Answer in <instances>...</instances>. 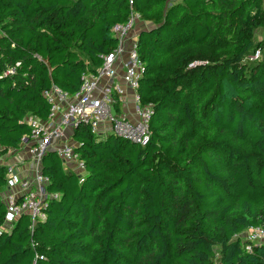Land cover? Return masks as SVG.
Wrapping results in <instances>:
<instances>
[{"label":"trees","instance_id":"16d2710c","mask_svg":"<svg viewBox=\"0 0 264 264\" xmlns=\"http://www.w3.org/2000/svg\"><path fill=\"white\" fill-rule=\"evenodd\" d=\"M263 3L134 0L150 23L136 32L149 141L78 124L85 174L43 156L46 191L58 196L33 227L24 214L5 229L0 163V264H264V243L247 251L239 237L264 227V51L249 59L264 47L253 38ZM130 11L128 0H0L2 152L29 137L30 116L47 118L45 91L73 93L101 65Z\"/></svg>","mask_w":264,"mask_h":264},{"label":"built area","instance_id":"2783aa9c","mask_svg":"<svg viewBox=\"0 0 264 264\" xmlns=\"http://www.w3.org/2000/svg\"><path fill=\"white\" fill-rule=\"evenodd\" d=\"M133 1L128 0L131 8L128 19L113 26L112 31L117 45L110 52L101 55V65L93 72L82 73L81 84L73 93L52 85L50 90L44 92L51 103L47 118L39 119L31 116L27 121L30 127V140L33 142L29 154L36 163L33 176L24 177L14 173L18 163H22L23 160L17 149L1 152L0 148V163L4 161V156L16 154V162H5L7 184L11 187L10 192L2 197L6 204L5 223L10 224L9 226L5 224L6 230H9L12 222L14 223L24 212L29 215L32 225L46 218V187L49 178L42 173L41 163L48 151L53 150L62 159L65 168H69L70 165V169L74 170L82 180L81 176L85 174L84 163L76 151L75 142L70 141L78 124H87L91 132L98 135L101 133L102 124L108 122L110 134L140 145L148 142L149 121L153 109L151 103L142 101L139 93L140 79L145 67L138 53L136 42L138 28L135 27V22L139 14L132 9ZM260 54L261 50L257 49L249 59L256 60ZM6 73H14V70L8 69ZM119 76L132 90L135 121L121 115L116 109L114 115L111 112V108H115V103L117 105L122 102L124 89L117 80ZM53 196L57 197L56 194ZM1 230L3 229L0 228V234ZM239 237L245 243V250L251 251L253 245L264 243V227H250Z\"/></svg>","mask_w":264,"mask_h":264},{"label":"crops","instance_id":"0c3cea01","mask_svg":"<svg viewBox=\"0 0 264 264\" xmlns=\"http://www.w3.org/2000/svg\"><path fill=\"white\" fill-rule=\"evenodd\" d=\"M143 26H146V24H143ZM117 80L122 85V87L124 89L123 96H122V102L120 103L121 114L125 115L127 118L134 119V117H135L134 112H133L134 102H133V99L131 96L132 90L127 86V84L122 80V78L120 76L117 78ZM108 128H109L108 122L102 124V126L100 128L101 133L99 134V136L105 137L109 133ZM70 141H74L73 138H71ZM29 145L30 144L27 141H23L22 144L17 148V151L20 154V156H23L22 163H18L17 173L20 176H24V177H32L34 174V168L36 165L35 161L30 157V154L28 152ZM7 151H5V152H7ZM15 157H16V154H10V155L8 154V155L4 156V158L6 159V162H9V161L16 162ZM10 189H11V187H9V185H7V187L3 190V193L4 192H6V193L10 192Z\"/></svg>","mask_w":264,"mask_h":264},{"label":"rangeland","instance_id":"374dc122","mask_svg":"<svg viewBox=\"0 0 264 264\" xmlns=\"http://www.w3.org/2000/svg\"><path fill=\"white\" fill-rule=\"evenodd\" d=\"M135 24H136L135 27L139 28V26H141L143 24H146V25L148 24L149 25L150 23H148V22L144 23V20L142 19V17L139 16V18H138V20L136 21ZM253 38H254L255 41L263 39L264 38V27L263 28H257L254 31ZM261 51H264V47L262 48ZM244 61H246V60H244ZM192 63H193V66H196V65H200V64H205L206 61L194 60ZM189 67H191V66H189ZM118 111H119V113H121V107L118 108ZM5 194H6V192L3 193V191H2L1 195L3 196ZM213 264H220L217 257L214 259Z\"/></svg>","mask_w":264,"mask_h":264},{"label":"bare ground","instance_id":"6f19581e","mask_svg":"<svg viewBox=\"0 0 264 264\" xmlns=\"http://www.w3.org/2000/svg\"><path fill=\"white\" fill-rule=\"evenodd\" d=\"M133 3H134V1H133ZM132 9H133V8H132ZM133 10H134V9H133ZM134 11H135V10H134ZM129 14H130V13H129ZM138 14H139V13H138ZM128 16H129V15H128ZM139 16H140V14H139ZM140 17H141V16H140ZM127 19H128V18H127ZM127 19H126V20H127ZM126 20H125V21H126ZM137 20H138V19H137ZM137 20H136V21H137ZM123 23H124V22H123ZM135 23H136V22H135ZM135 25H136V24H135ZM112 32H113V31H112ZM113 35H114V34H113ZM114 36H115V35H114ZM115 38H116V37H115ZM192 65H193V64H192ZM141 78H142V77H141ZM140 81H141V79H140ZM47 101H48V100H47ZM48 102H49V101H48ZM133 102H134V101H133ZM147 103H151V102H147ZM115 105H116V103H115ZM151 105H152V109H153V113H154V105H153L152 103H151ZM134 107H135V104L133 105V112H134V115H135ZM111 112H112V111H111ZM153 113H152V115H153ZM112 114H113V113H112ZM114 114H115V113H114ZM114 114H113V115H114ZM121 115H122V114H121ZM152 115H151V117H152ZM124 116H125V115H124ZM151 117H150V119H151ZM129 119H130V118H129ZM135 119H136V116L134 117V119H130V120H131V121H133V120L135 121ZM28 120H29V118L27 119V121H28ZM149 123H150V121H149ZM149 128H150V127H149ZM116 136H117V135H116ZM119 137H121V136H119ZM121 138H123V137H121ZM124 139H126V138H124ZM149 139H150V138H149ZM126 140H128V139H126ZM24 141H27V142L30 144V145H29V149H30V147L32 146V143H33V142H31V140H30V134H29V137H28L27 139H25ZM128 141H130V142H132V143H136V142H133V141H131V140H128ZM148 141H149V140H148ZM136 144H139V143H136ZM146 144H147V143H146ZM146 144H145V145H146ZM139 145H140V144H139ZM140 146H144V145H140ZM1 152H2V151H1ZM28 152H29V150H28ZM5 162H6V159H4V161L1 162V163H2L3 165H5V167H6V169H7V166H6V163H5ZM7 163H8V162H7ZM83 163H84V162H83ZM17 167H18V166H17ZM6 171H7V170H6ZM14 173L18 174V173H17V168H16V170H15ZM6 176H7V175H6ZM7 179H8V178H7ZM49 182H50V180H49ZM46 192H47V191H46ZM8 193H9V192H8ZM6 194H7V193H6ZM6 194H5V195H6ZM54 194H55V193H50V194L47 193V194H46V195H47V196H46V200H47L48 198H56V197L53 196ZM51 195H52V196H51ZM56 195H57V194H56ZM3 196H4V195H3ZM3 196H2V197H3ZM57 196H58V195H57ZM24 214H27V213H25V212H24V213H21V215H24ZM21 215H20V216H21ZM20 216H19V217H20ZM19 217H18V218H19ZM18 218H17V219H18ZM17 219L15 220V222L17 221ZM44 220H45V219H44ZM39 221H43V220H39ZM39 221H38V222H39ZM36 223H37V222H36ZM36 223H35V224H36ZM35 224L32 225V223H31V227H33Z\"/></svg>","mask_w":264,"mask_h":264},{"label":"water","instance_id":"95a60500","mask_svg":"<svg viewBox=\"0 0 264 264\" xmlns=\"http://www.w3.org/2000/svg\"><path fill=\"white\" fill-rule=\"evenodd\" d=\"M111 111L113 114L116 112L114 107L111 108Z\"/></svg>","mask_w":264,"mask_h":264}]
</instances>
